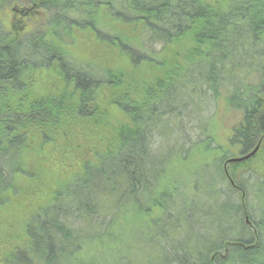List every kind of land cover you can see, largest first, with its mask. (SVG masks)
I'll return each instance as SVG.
<instances>
[{
    "label": "trees",
    "instance_id": "obj_1",
    "mask_svg": "<svg viewBox=\"0 0 264 264\" xmlns=\"http://www.w3.org/2000/svg\"><path fill=\"white\" fill-rule=\"evenodd\" d=\"M10 1L36 3L50 13L36 34L11 36L0 26V196L14 192L27 174L23 155L29 142L48 143L49 133L64 122L91 119L97 93L111 85L64 53L76 31L115 47L133 67L156 64L151 51L185 38L191 60L160 79L143 102L123 97L112 103L128 123L101 154L76 162L75 175L29 216L26 243L4 264H73L83 232L98 241L120 214L130 208L149 213L150 204L165 222L156 234L163 241L151 243L149 264H264V178L250 171L237 177L234 170L252 159L231 165L229 177L224 169L204 171L191 194L158 191L172 154L179 148L189 152L180 144L188 139L176 141L169 133L183 116L209 109L218 97L241 114L229 143L241 155L258 144L262 149L264 0ZM82 7L89 8L87 16L69 14L84 13ZM101 8L114 22L138 26L139 44L99 30L91 14ZM41 72L53 73L64 89L71 88L70 95H36L33 77ZM125 257L113 264L128 263Z\"/></svg>",
    "mask_w": 264,
    "mask_h": 264
},
{
    "label": "rangeland",
    "instance_id": "obj_2",
    "mask_svg": "<svg viewBox=\"0 0 264 264\" xmlns=\"http://www.w3.org/2000/svg\"><path fill=\"white\" fill-rule=\"evenodd\" d=\"M81 10L84 13L70 11L69 14L87 16L85 11H89V8L82 7ZM49 13L36 8V3L3 0L0 2V26L11 36L36 34L43 31ZM91 16L99 30L117 36L134 47L139 44L138 26L122 25L110 20L103 8L93 11ZM160 49L156 47L150 53L156 58V64L133 67L115 47L99 42L88 31H76L72 43L64 46V53L68 57L92 69L102 79L110 81L111 85L103 86L97 93L95 113L91 119L64 122L49 133L48 143L42 144L38 140L29 142L23 155L27 174L18 178L14 192L0 196V264H4L12 253L26 243L25 224L29 216L48 204L58 186L75 175L76 162L92 160L96 154H101L114 132L128 123L112 103L123 97L143 102L160 79L191 60V44L186 38L163 51ZM33 79L36 95L45 96L52 91H65L70 95L71 88L64 89V85L51 72L37 73ZM194 111L190 119L181 117L182 121L169 131L170 139H188H180V144L189 152L184 153L179 148L180 152L172 154L160 181L159 192L176 189L191 194L196 180L204 175V171L215 174L224 169L229 177L230 166L240 164H227L224 167L229 159L242 156L239 148L229 143L232 127L239 122L241 114L229 108L226 99L221 97L216 98L209 109L196 110V116L193 115ZM256 154L245 167L234 169L237 177L250 171L253 176L264 178V145ZM149 208V213L134 208L126 210L98 241H90L86 238L87 232H83L84 235H80L79 239L82 251L73 264H113L115 258L119 259L122 255L126 256L124 261L128 263L125 264L152 262L151 243L163 241L156 234L165 221L158 207L150 204ZM75 226L76 229L85 228L88 231V226Z\"/></svg>",
    "mask_w": 264,
    "mask_h": 264
},
{
    "label": "water",
    "instance_id": "obj_3",
    "mask_svg": "<svg viewBox=\"0 0 264 264\" xmlns=\"http://www.w3.org/2000/svg\"><path fill=\"white\" fill-rule=\"evenodd\" d=\"M259 146H260V144H258L250 153H248L246 155H242L239 158L229 159L228 161L225 162L224 167H226L227 164L242 163V162H245V161L253 158L254 155L257 153V151L259 149ZM225 174L227 175V172L226 171H225Z\"/></svg>",
    "mask_w": 264,
    "mask_h": 264
}]
</instances>
